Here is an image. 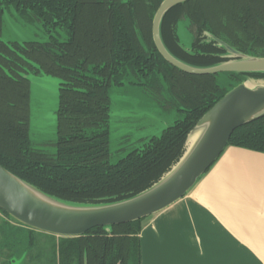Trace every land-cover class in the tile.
Segmentation results:
<instances>
[{"label":"trees","instance_id":"16d2710c","mask_svg":"<svg viewBox=\"0 0 264 264\" xmlns=\"http://www.w3.org/2000/svg\"><path fill=\"white\" fill-rule=\"evenodd\" d=\"M162 1L0 0V29L4 8L13 6L20 14L35 15L47 33L62 28L68 37L59 43L50 36L45 45H30L27 54L46 74L61 81L51 156L33 147L29 83L12 72L10 67L16 64L3 56L11 58L12 52L0 42L1 167L64 200L130 198L151 187L177 162L187 134L231 88L246 76L264 78L236 73L194 76L169 65L156 50L151 31ZM182 14L196 27L189 51L179 45L174 31ZM160 33L172 55L196 67L227 60L205 33L246 55L264 57V0H189L165 14ZM88 70L98 77L87 76ZM129 75L139 81L128 83L147 88L156 99L162 90L166 106L182 118L111 164L108 90L110 85H123ZM227 147L264 153V117L236 129ZM145 220L115 225L111 233L98 227L80 237H59L52 248L54 262L84 264L86 255L87 264H140L139 233ZM29 234L32 245L33 231Z\"/></svg>","mask_w":264,"mask_h":264},{"label":"water","instance_id":"95a60500","mask_svg":"<svg viewBox=\"0 0 264 264\" xmlns=\"http://www.w3.org/2000/svg\"><path fill=\"white\" fill-rule=\"evenodd\" d=\"M187 1L163 0L153 16L152 40L169 65L194 76L221 73L264 75V57L246 55L208 33L204 35L225 52L221 57L226 61L196 67L172 55L162 41L161 23L171 8ZM179 45L188 51L191 48ZM255 81H264V78L246 76L196 122L186 136L180 158L148 189L121 200L105 197L94 202H75L44 193L0 166V210L31 230L63 238L80 237L98 227L111 233V227L115 225L158 214L195 186L228 148L236 129L264 117V85H252ZM84 264H87L86 255Z\"/></svg>","mask_w":264,"mask_h":264},{"label":"crops","instance_id":"0c3cea01","mask_svg":"<svg viewBox=\"0 0 264 264\" xmlns=\"http://www.w3.org/2000/svg\"><path fill=\"white\" fill-rule=\"evenodd\" d=\"M139 240L140 264H264V153L226 148L182 199L143 222ZM46 249L31 261L42 264Z\"/></svg>","mask_w":264,"mask_h":264},{"label":"rangeland","instance_id":"374dc122","mask_svg":"<svg viewBox=\"0 0 264 264\" xmlns=\"http://www.w3.org/2000/svg\"><path fill=\"white\" fill-rule=\"evenodd\" d=\"M174 31L179 43L185 46L193 44L196 37V27L185 14H182L177 21ZM53 35H56L60 41L67 39L65 32L60 29H57ZM0 38L9 43H47L49 41L40 21H28L21 18L12 7L6 8L4 11ZM90 70L87 71V76L97 78L98 76L90 73ZM26 77L31 81L30 139L35 149L51 156L54 153L56 142L55 113L58 105L59 82L53 77L50 78L42 74L41 76H33L28 73ZM128 80L136 83L139 81L136 76L129 75L122 86H112L109 90L111 107L108 162L111 164H115L133 149L142 147L152 136H159L166 126L182 118V115L174 109L170 111L164 109L163 105H166L164 104L166 98L162 90L158 93L159 99H156L155 95L147 88L131 85ZM252 85H264V81H255L252 82ZM1 218L5 217L0 211ZM34 233L32 245L28 238H17L16 236L11 240H0V262L4 259L5 264L8 260L12 261V264H19L18 261L22 259L21 255L28 252V248L31 247L33 250L25 255L24 263L34 264L31 261V255L38 254L39 249L46 245L47 252H39L43 259L42 264H55L52 248L56 237L42 232L33 231V235ZM17 256H19L18 260H16Z\"/></svg>","mask_w":264,"mask_h":264},{"label":"flooded vegetation","instance_id":"af4514ba","mask_svg":"<svg viewBox=\"0 0 264 264\" xmlns=\"http://www.w3.org/2000/svg\"><path fill=\"white\" fill-rule=\"evenodd\" d=\"M10 7H12V8H14L13 6H7V7H5L4 8V11H5V9L6 8H10ZM15 9V8H14ZM17 12V11H16ZM18 13V15L21 17V18H24V19H26V20H28V21H34V20H37V21H40L35 15H33L32 13H30V12H27L26 14H20L19 12H17ZM3 14H4V12H3ZM2 18H3V15H2ZM40 23L42 24V27H43V29L45 30V32L47 33V31H46V29L44 28V26H43V23H42V21H40ZM57 29H60V30H62V31H64L62 28H56L55 30H51V33H47V35H48V37H49V41L47 42V43H49L50 42V36H52V37H54V38H56L57 40H58V42L59 43H63V42H65L66 40H64V41H60L57 37H56V35H53L54 33H55V31L57 30ZM1 32H2V20H1V29H0V36H1ZM65 32V31H64ZM66 34V33H65ZM66 38H68L67 37V35H66ZM0 42L1 43H3V44H5V46L7 47V48H9V50L12 52V56H11V58H9L7 55H3V56H5L6 57V59L9 61V60H12V62H14L15 64H16V66H14V68L13 67H10V69L12 70V72H15V74H17L19 77H21L23 80H26V81H28V83H29V87H28V92H29V98H28V110H29V115H30V94H31V91H30V89H31V81H30V79L28 78V77H26L27 75H28V73H31L33 76H41V74L42 75H44V76H49V77H53V76H51V75H48V74H46L42 69H41V66L39 65V64H37V63H35L33 60H31L29 57H28V53H30V49H31V47H30V45H32V44H39V45H45V44H47V43H39V42H24V43H17V42H11V43H9V42H4V41H2L1 40V38H0ZM57 48V47H56ZM2 69H4V72L6 73V75H8L9 77H11L12 78V76L9 74V70L7 69V68H2ZM55 80H57L58 82H59V86H58V91H59V89L61 88V81L58 79V78H55V77H53ZM138 83V82H137ZM124 84V83H123ZM112 86H114V85H110V87H109V90H110V88L112 87ZM120 86H122V85H120ZM138 86V85H137ZM140 87H142V86H140ZM109 90H108V96H109ZM109 100H110V96H109ZM159 101V100H158ZM164 104H166V103H164ZM57 107H58V105H57ZM110 107H111V100H110V105H109V119H108V130H109V120H110ZM163 107H164V109H166V110H171V109H174V108H172V107H168V106H164L163 105ZM175 110V109H174ZM56 114V113H55ZM179 120V119H178ZM29 130H30V128H29ZM109 134H110V132H109ZM30 135V134H29ZM152 137H154V136H152ZM109 139H110V135H109ZM108 149H109V145H108ZM135 149H137V148H135ZM135 149H133V150H135ZM109 155H110V153H109ZM110 163V162H109ZM1 211V210H0ZM2 212V211H1ZM3 213V212H2ZM4 214V213H3ZM4 217L5 218H1L0 219V237H1V239H2V241L3 240H11L12 238H15V236L17 237V238H28L29 240H30V237H28L27 236V232H24V230H28V231H30L31 229H29V228H27V227H25V226H23V225H21V224H19V223H17L16 221H14L13 219H11V218H9L8 219V217L6 216V215H4ZM11 219V220H10ZM14 222H16V223H14ZM12 225H15V226H18L19 227V229H15V230H11V226ZM32 231H34V230H32ZM35 232H37V231H35ZM40 233V232H39ZM11 236V237H10ZM30 248V247H29ZM28 248V249H29ZM28 251V250H27ZM25 254H27V252L25 253ZM25 254L24 255H21V256H24L25 257ZM11 256H13V255H11ZM20 256V257H21ZM19 256H17V258H18ZM24 260H25V258H24Z\"/></svg>","mask_w":264,"mask_h":264}]
</instances>
